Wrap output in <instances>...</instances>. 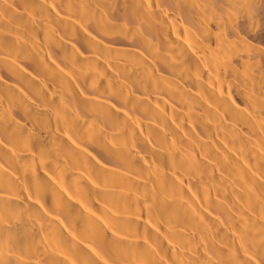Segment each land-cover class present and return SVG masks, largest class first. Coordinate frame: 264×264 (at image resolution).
<instances>
[{"label": "bare ground", "instance_id": "bare-ground-1", "mask_svg": "<svg viewBox=\"0 0 264 264\" xmlns=\"http://www.w3.org/2000/svg\"><path fill=\"white\" fill-rule=\"evenodd\" d=\"M0 264H264V0H0Z\"/></svg>", "mask_w": 264, "mask_h": 264}]
</instances>
